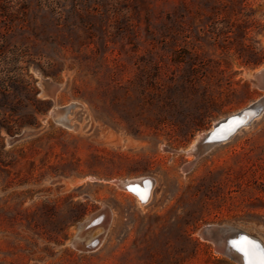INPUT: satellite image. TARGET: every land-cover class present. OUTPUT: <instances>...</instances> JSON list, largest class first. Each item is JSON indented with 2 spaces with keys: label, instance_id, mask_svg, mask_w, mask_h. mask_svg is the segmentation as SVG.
<instances>
[{
  "label": "rangeland",
  "instance_id": "rangeland-1",
  "mask_svg": "<svg viewBox=\"0 0 264 264\" xmlns=\"http://www.w3.org/2000/svg\"><path fill=\"white\" fill-rule=\"evenodd\" d=\"M263 65L264 0H0V264H238L211 225L264 247V110L187 154ZM142 177L145 205L112 182Z\"/></svg>",
  "mask_w": 264,
  "mask_h": 264
},
{
  "label": "bare ground",
  "instance_id": "bare-ground-1",
  "mask_svg": "<svg viewBox=\"0 0 264 264\" xmlns=\"http://www.w3.org/2000/svg\"><path fill=\"white\" fill-rule=\"evenodd\" d=\"M250 76H253L254 82L257 86L264 88V65L258 70H256L254 73H250ZM45 86L48 89L49 94L55 98L59 87L56 84L49 81L45 82ZM263 102L264 100L259 101L257 104H255L253 108L246 110L245 112H243V114H241L240 112L237 114L234 113L227 116V118H229V121L227 122V126H224L223 128L219 129L217 132L216 130H214V126L219 122L215 123L213 125V128L209 130L207 133L198 135L197 138L194 140V142L187 149L188 156H194L196 159L199 155H201L203 152H205L207 149H209L211 146L215 144V142L213 141L215 138L219 136H223L227 132L233 130V128L238 122L241 121L244 122L246 121V119H250L253 116L256 109L259 107V105ZM54 112L56 113V115H60L62 113V111L59 110ZM209 133L211 134L207 138ZM202 138H205L204 142L201 143L200 146H197L198 141L201 140ZM193 162L194 160L185 164L184 170L188 169L193 164ZM90 178L93 179L92 177ZM112 182L117 184L119 187L128 190L130 193L136 196L138 202L141 205H145L150 201L153 194V188L155 185L153 180L149 177L127 179V180L116 179L113 180ZM133 189H138L139 191L137 192L134 191ZM142 196H146L147 198L142 199L141 198ZM104 208L105 206H103L102 209ZM99 213L100 211L94 213L93 215L88 216L84 221L81 222L78 233L75 235V237L72 240L73 246L78 247L79 244L88 246L92 243H97V246L100 245L102 236L108 229L111 220V215L108 218V220H104V221L100 220L99 222L101 223L96 224L99 230L101 231L99 236L93 239H89V235H91L93 231L96 229L95 228L96 225H91V222L95 217L99 215ZM206 228H207V234L203 238H206L211 242H213L217 251H220L224 254L225 251H229L231 255L234 256V259L237 261L238 264H258L260 253L264 251V247L261 245L259 241H256L252 237L243 233L240 234L232 233V231L223 227L211 225V226H207Z\"/></svg>",
  "mask_w": 264,
  "mask_h": 264
},
{
  "label": "water",
  "instance_id": "water-1",
  "mask_svg": "<svg viewBox=\"0 0 264 264\" xmlns=\"http://www.w3.org/2000/svg\"><path fill=\"white\" fill-rule=\"evenodd\" d=\"M262 100H264V98L262 99ZM261 100V101H262ZM264 110V102L263 103H261L260 105H259V107L256 109V111L254 112V114H253V116H255V115H258L260 112H262ZM243 112H245V111H242L241 112V114H243ZM240 114V115H241ZM252 116V117H253ZM251 117V118H252ZM251 118L250 119H246V121H244V123H240V122H238L237 124H240V126L239 127H236V125H235V130L233 131V130H231L230 132H227L225 135H223V136H219V137H217V138H215L213 141L215 142V144H218V143H220V142H223V141H225V140H227L229 137H231L240 127H242V126H244L245 124H247L250 120H251ZM229 121V118H226L224 121H219V123H217L215 126H214V130H216V132L219 130V129H221V128H223L224 126H227V122ZM233 128V129H234ZM210 134L211 133H209V135L207 136V138L210 136ZM204 140H205V138H202L201 140H199L198 141V143H197V146H200V144L201 143H203L204 142ZM100 211V213H99V215L97 216V217H95L94 219H93V221L91 222V225H96V224H99V223H101V222H99L100 220H102V221H104V220H108V218L110 217V215H111V211H110V209L109 208H107V207H105L104 209H99L98 211H96V212H94V213H97V212H99ZM93 213V214H94ZM93 214H91V215H93ZM98 226L96 225L95 226V228H97ZM207 226H205V227H203V228H201L200 230H199V234L202 236V237H205L206 236V234H207V228H206ZM98 246H97V243H92V244H90V245H82V244H79L78 245V249H80V250H84V251H91V250H94V249H96ZM225 254L226 255H228V256H231L232 258H234V256L233 255H231V253L229 252V251H225Z\"/></svg>",
  "mask_w": 264,
  "mask_h": 264
},
{
  "label": "snow or ice",
  "instance_id": "snow-or-ice-1",
  "mask_svg": "<svg viewBox=\"0 0 264 264\" xmlns=\"http://www.w3.org/2000/svg\"><path fill=\"white\" fill-rule=\"evenodd\" d=\"M240 123H244L243 121H241ZM240 124H237L236 127H239ZM235 130V128L233 129V131ZM134 191H139L138 189H133ZM142 199H146L147 197L146 196H142L141 197ZM258 264H264V251H262L260 253V258H259V261H258Z\"/></svg>",
  "mask_w": 264,
  "mask_h": 264
}]
</instances>
